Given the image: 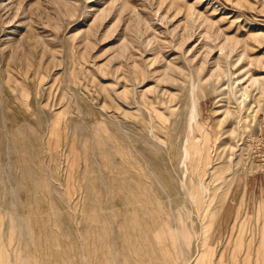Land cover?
Wrapping results in <instances>:
<instances>
[{
	"label": "rangeland",
	"instance_id": "obj_1",
	"mask_svg": "<svg viewBox=\"0 0 264 264\" xmlns=\"http://www.w3.org/2000/svg\"><path fill=\"white\" fill-rule=\"evenodd\" d=\"M263 92L264 0H0V264H264Z\"/></svg>",
	"mask_w": 264,
	"mask_h": 264
},
{
	"label": "bare ground",
	"instance_id": "obj_2",
	"mask_svg": "<svg viewBox=\"0 0 264 264\" xmlns=\"http://www.w3.org/2000/svg\"><path fill=\"white\" fill-rule=\"evenodd\" d=\"M174 3V2H173ZM128 5V4H127ZM172 7H174V9H176L175 8V4H174V6L173 5H171ZM123 7H125V6H123ZM128 8V7H127ZM178 10V9H177ZM98 11V10H97ZM100 12V11H99ZM223 49V48H222ZM222 52H223V50H221ZM217 71V70H216ZM214 72V71H213ZM218 72H219V70H218ZM215 73H217V72H215ZM221 73H223V71H221ZM214 74V73H213ZM219 74V73H218ZM213 76V75H212ZM218 77V76H217ZM257 81L259 82V80L257 79ZM254 82H255V79H254ZM246 92V91H245ZM262 98H264V92L261 94V97H260V99H262ZM243 104L245 103V100H243V102H242ZM261 101L259 100V103H258V105H259V110L261 109V107H262V105H261ZM250 109H248V111H249ZM258 110V111H259ZM258 111H253V112H251V114L246 118V122H248L249 120L251 121V122H254L255 123V121H256V118H257V113H258ZM245 128H247V127H245ZM214 178V177H213ZM200 183V190H201V194H200V201L202 202V209L203 210H205V211H207V212H209L210 211V208H211V204H212V198L210 197L209 198V200H207V197L205 196V194L206 193H209L210 192V189L209 188H207L206 186H205V183L203 182V181H201V182H199ZM232 184H233V182H231V184H229V183H227V182H225V184H222L220 187H222V186H226V187H228V190H230L231 189V187H232ZM220 187H218L215 191H218L219 189H221ZM191 193H192V191H190ZM190 194V193H189ZM193 194V193H192ZM197 194V193H196ZM197 195H199V194H197ZM196 196V195H195ZM194 196V197H195ZM193 197V196H192ZM199 212V211H198ZM212 214V213H211ZM211 214H210V216H211ZM210 218V217H209Z\"/></svg>",
	"mask_w": 264,
	"mask_h": 264
}]
</instances>
